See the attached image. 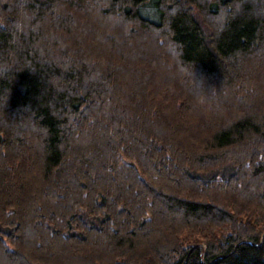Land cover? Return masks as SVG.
<instances>
[{
  "label": "trees",
  "instance_id": "trees-1",
  "mask_svg": "<svg viewBox=\"0 0 264 264\" xmlns=\"http://www.w3.org/2000/svg\"><path fill=\"white\" fill-rule=\"evenodd\" d=\"M0 264H264V0H0Z\"/></svg>",
  "mask_w": 264,
  "mask_h": 264
},
{
  "label": "clouds",
  "instance_id": "clouds-1",
  "mask_svg": "<svg viewBox=\"0 0 264 264\" xmlns=\"http://www.w3.org/2000/svg\"><path fill=\"white\" fill-rule=\"evenodd\" d=\"M185 88L196 102V106H202L219 96V92L209 82V78L203 73H197L194 64L185 68Z\"/></svg>",
  "mask_w": 264,
  "mask_h": 264
},
{
  "label": "rangeland",
  "instance_id": "rangeland-1",
  "mask_svg": "<svg viewBox=\"0 0 264 264\" xmlns=\"http://www.w3.org/2000/svg\"><path fill=\"white\" fill-rule=\"evenodd\" d=\"M231 171H227L226 174L228 176V174H230ZM245 216V214H244ZM87 217H89L87 215ZM88 222H91L92 219L91 218H88L87 219ZM222 232V231H221ZM220 234V232L218 233V235ZM183 236L181 237L183 240H186V241H198V242H201V243H205L206 242V237L203 236L202 234H199V233H196V232H193V231H187V232H184L182 234ZM184 237V238H183ZM220 237V235H219Z\"/></svg>",
  "mask_w": 264,
  "mask_h": 264
}]
</instances>
